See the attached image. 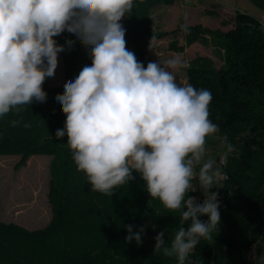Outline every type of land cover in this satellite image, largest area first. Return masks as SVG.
Listing matches in <instances>:
<instances>
[{"label":"clouds","instance_id":"9594fccd","mask_svg":"<svg viewBox=\"0 0 264 264\" xmlns=\"http://www.w3.org/2000/svg\"><path fill=\"white\" fill-rule=\"evenodd\" d=\"M133 6L134 0H0V117L20 105L46 102L43 84L55 76L59 54L79 42L91 64L55 96L66 117L55 137H67L92 191L112 196L135 171L151 198L179 211L187 227L176 229L170 246L166 229L157 232L153 254L185 264L201 239H213L220 223L219 193L211 189L226 174L215 159L205 158L207 137L220 128L209 119L211 91L181 85L169 70L185 66L180 55L145 66L127 48L121 21ZM182 27L188 31L187 24ZM65 32L75 39L59 44L55 38ZM220 139L225 155L237 152L227 135ZM197 191L202 202L190 195ZM134 227L124 225L125 242L139 246L146 229L159 225L148 220L135 232ZM250 259L264 264V254Z\"/></svg>","mask_w":264,"mask_h":264},{"label":"trees","instance_id":"16d2710c","mask_svg":"<svg viewBox=\"0 0 264 264\" xmlns=\"http://www.w3.org/2000/svg\"><path fill=\"white\" fill-rule=\"evenodd\" d=\"M175 1L134 0L132 12L121 21L127 48L145 66L151 61L150 40L169 33L153 30L151 9ZM208 13L216 11L208 9ZM208 37L223 52L224 65L217 67L209 57H195L187 67V82L211 91L209 117L237 152L225 155L220 167L227 177L211 189L219 193L217 231L213 239L200 240L185 264H248L250 247L264 237V31L260 18L236 10L229 30L191 24L186 44L174 38L169 48L183 52L187 45ZM66 38L75 39L67 32L55 39L64 44ZM63 60L66 80L91 64L79 42L63 52ZM63 84L51 85L47 78L43 84L46 102L20 105L19 111L0 117V155L21 156L18 167L33 155L52 156L48 193L52 217L46 226L34 229L0 220V264H177L175 257L153 254V247L157 232L166 229L170 246L176 229L187 227V223L181 225L179 211H170L151 198L135 171L134 179L116 188L112 196L92 191L85 173L77 170L67 137H55L66 119L55 100L57 93H63ZM12 121L18 123L13 126ZM190 195L198 202L204 199L200 191ZM148 220L159 228H147L139 246L125 242L124 225L138 227Z\"/></svg>","mask_w":264,"mask_h":264},{"label":"rangeland","instance_id":"374dc122","mask_svg":"<svg viewBox=\"0 0 264 264\" xmlns=\"http://www.w3.org/2000/svg\"><path fill=\"white\" fill-rule=\"evenodd\" d=\"M226 1L231 4L227 6L228 9L245 11L247 8H250L248 0ZM158 5L166 6L167 4L161 3ZM258 8L264 11V5L255 6L256 10H258ZM258 12L260 11L258 10ZM225 15L227 14L225 13ZM227 16L230 17L229 15ZM214 19L212 18L213 21ZM184 20L185 19H182V22H185ZM211 24H213V22ZM160 28L153 26L154 31H161ZM174 38H177L180 43L186 44L187 32L184 31L182 26L177 28L176 32L170 31L161 38L151 39L149 44L151 61H164L176 55H180L182 59L185 60L188 56L194 58L196 55H208L211 53L209 47L206 46L208 43L202 41L199 44L200 46L189 47V51L178 52L171 50L169 48V43ZM201 47L204 48L207 53L199 50L197 54L194 55L195 50ZM213 57L215 59V65L217 67H222L224 61L223 52L217 48ZM169 70L176 76L177 83L181 85L185 83L188 84L187 69H185V66ZM65 75L63 53H60L55 76L50 78L49 84L58 85V83H53L52 81L64 78ZM220 137L221 135L219 132L207 137L205 157L206 159H215L219 167L220 160L225 157V148L223 147ZM51 158V155L47 154L33 155L27 160L25 165L18 167L17 165L21 156L16 154L0 155V220L5 222H16L32 229L44 227L48 224L52 217V205L48 196L51 181ZM196 168L197 171H199V166ZM258 249L260 250V254H264V237Z\"/></svg>","mask_w":264,"mask_h":264},{"label":"crops","instance_id":"0c3cea01","mask_svg":"<svg viewBox=\"0 0 264 264\" xmlns=\"http://www.w3.org/2000/svg\"><path fill=\"white\" fill-rule=\"evenodd\" d=\"M231 5L226 0H176L172 4H167L166 6L158 5L157 7H153L151 9V27H163L160 28L161 31H173L183 26L185 24L191 25L196 23H201L204 26L210 27L212 29L221 28L226 31L229 30L233 26V19L235 16V10L228 9L227 6ZM248 5L250 8H247L245 11L260 18L264 15V11L255 9L257 5H264V0H248ZM208 9H212L216 11L215 14L208 13ZM230 17H228L227 15ZM233 15H231V14ZM215 17V19H214ZM214 19V21L212 20ZM182 19H185V22H182ZM223 19H227L230 21L229 24L224 25L222 23ZM203 20V21H202ZM213 22V24H211ZM208 43L206 46L209 47L211 53L208 55H196L199 50L206 52L204 48L196 49L194 55L196 57L204 56L209 57L213 61H215L213 55L215 54L217 48L209 42V37L206 40H198L189 44L186 47L185 51H189V47L200 46V42ZM207 47V48H208ZM207 53V52H206ZM195 58V57H194ZM193 58L188 56L185 58V69H187L189 63ZM224 65V61L222 66ZM221 67V66H220ZM66 80V75L64 78L53 80V83L62 84ZM50 82V78H48V83ZM52 157V156H51ZM24 226V225H23ZM26 227V226H25ZM28 228V227H27ZM32 229V228H29ZM263 239V238H262ZM262 241V240H261ZM260 244V243H259ZM259 246V245H258ZM258 255H260V250L258 249Z\"/></svg>","mask_w":264,"mask_h":264},{"label":"built area","instance_id":"2783aa9c","mask_svg":"<svg viewBox=\"0 0 264 264\" xmlns=\"http://www.w3.org/2000/svg\"><path fill=\"white\" fill-rule=\"evenodd\" d=\"M260 21H261V26H262L263 31H264V15H263L262 17H260ZM224 161H225V157H223V158L220 160V163H222V162H224ZM196 172H198V171H197V168H196ZM226 177H227V176L225 175L223 178H221V179L218 181V183H219V182H222ZM192 183H193V186H194L195 188H199V183H198V181H197L196 179H193ZM261 240H262V239L258 240L256 243H254V244L250 247V249H249V251H248V253H247L248 264H252V260L250 259V257H251L253 254L258 255V245H259V243L261 242Z\"/></svg>","mask_w":264,"mask_h":264}]
</instances>
